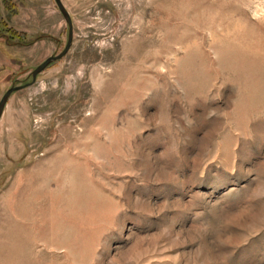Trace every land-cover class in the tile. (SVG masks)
Instances as JSON below:
<instances>
[{"label":"rangeland","instance_id":"374dc122","mask_svg":"<svg viewBox=\"0 0 264 264\" xmlns=\"http://www.w3.org/2000/svg\"><path fill=\"white\" fill-rule=\"evenodd\" d=\"M0 0V264H264V0Z\"/></svg>","mask_w":264,"mask_h":264},{"label":"water","instance_id":"95a60500","mask_svg":"<svg viewBox=\"0 0 264 264\" xmlns=\"http://www.w3.org/2000/svg\"><path fill=\"white\" fill-rule=\"evenodd\" d=\"M55 1L59 7L60 12L64 16V18L68 24L69 35H68L67 45H66L65 49L59 55L49 57L46 61H44L41 65H39L31 74L32 82L25 85V86L33 84L36 81V78L40 73H42L51 64L61 60L69 52V50L71 48L72 40H73V25H72L71 17L69 15L68 11L65 9L63 4L61 3V1L60 0H55ZM25 86L12 87L9 90H7L6 93L3 95V97L0 100V120H1L4 108L6 106V103H7L8 99L10 98V96L13 93H15L16 91L23 89Z\"/></svg>","mask_w":264,"mask_h":264}]
</instances>
